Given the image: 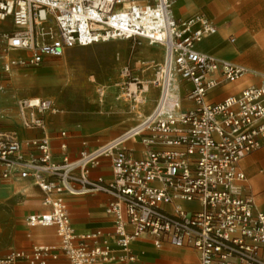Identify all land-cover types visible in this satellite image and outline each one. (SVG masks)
Segmentation results:
<instances>
[{
  "label": "built area",
  "instance_id": "obj_1",
  "mask_svg": "<svg viewBox=\"0 0 264 264\" xmlns=\"http://www.w3.org/2000/svg\"><path fill=\"white\" fill-rule=\"evenodd\" d=\"M173 3L0 0V22L11 18L14 27L0 31V71L8 77L69 49L112 40L143 39L162 50L160 61L146 65L152 71L147 83L157 93L151 111L113 140L90 149L83 141L75 158L68 155L66 131L52 136L48 130L46 118L60 113L55 100L10 95L19 125L42 135L21 141L0 130V184L30 180L39 188L50 210L25 223L55 228L57 243L10 251L0 264H49L60 256L70 264H135L133 246L141 240L156 250L191 251L194 264H264V210L255 206L240 169L245 157L264 147V76L259 85L210 101L211 93L247 70L203 51L216 26L202 14L176 17ZM132 82L119 86L120 92L148 91L138 78ZM9 116L0 109V120ZM132 140L142 147L137 155L127 148ZM103 161L110 177H93L91 170ZM92 193L110 197L105 214L112 230L77 235L64 199Z\"/></svg>",
  "mask_w": 264,
  "mask_h": 264
},
{
  "label": "crops",
  "instance_id": "obj_2",
  "mask_svg": "<svg viewBox=\"0 0 264 264\" xmlns=\"http://www.w3.org/2000/svg\"><path fill=\"white\" fill-rule=\"evenodd\" d=\"M173 13L178 18H189L198 14L208 17L216 26L217 33L201 44V49L220 59L229 61L247 70L246 74L236 83L224 86L211 93L208 99L220 102L237 93L248 85H259L264 76V0H174ZM216 37V38H215ZM215 38V39H214ZM226 38V41H225ZM233 39V43L229 40ZM26 71L18 69L14 73ZM8 84L0 76V86ZM13 89L7 87L0 91V109L13 111L11 97ZM121 92L119 91V94ZM6 95V96H3ZM155 95H157L155 91ZM9 116L0 120V130L14 132L21 141L39 137V130H26L15 119ZM49 132L56 136L60 131L67 133L66 143L68 155L72 158L84 149L83 141L88 142V149L98 146L90 143L85 137L74 134L67 129L52 126L46 118ZM15 122L18 124L15 126ZM139 146L133 149L130 146ZM52 148L59 152V141L54 139ZM127 148L138 154L142 151L138 140L127 143ZM240 169L246 176V185L252 195L255 206L264 210V147L253 151L240 162ZM93 177H110L111 170L107 162L91 170ZM68 214L77 235L97 230L110 232L112 222L106 216L105 209L110 197L103 193L66 196ZM43 193L30 180L12 179L0 184V237H6V243L0 246V256L13 250L30 252L35 245H54L57 243L55 228H29L26 217L49 212L50 208L42 204ZM137 261L135 264H194L193 252L183 249L156 250L147 241H137L134 246ZM177 250L176 252H173ZM26 264V263H21ZM49 264H70L64 256Z\"/></svg>",
  "mask_w": 264,
  "mask_h": 264
},
{
  "label": "rangeland",
  "instance_id": "obj_3",
  "mask_svg": "<svg viewBox=\"0 0 264 264\" xmlns=\"http://www.w3.org/2000/svg\"><path fill=\"white\" fill-rule=\"evenodd\" d=\"M13 29L11 18L0 22V31ZM161 59L162 50L143 39L112 40L69 49L60 58H48L40 67L10 77L0 71V76L9 81L4 85L13 89L17 99L55 100L60 113L48 116L54 128L67 129L100 145L122 136L151 111L157 95L147 83L152 71L146 70V65ZM126 70L127 78L123 76ZM133 78H138L148 91L119 94L118 87L132 84ZM131 91H135L134 86ZM11 104L13 111L8 113L15 119V100L11 99ZM130 147L139 149L136 145ZM6 241V237H0V246Z\"/></svg>",
  "mask_w": 264,
  "mask_h": 264
},
{
  "label": "bare ground",
  "instance_id": "obj_4",
  "mask_svg": "<svg viewBox=\"0 0 264 264\" xmlns=\"http://www.w3.org/2000/svg\"><path fill=\"white\" fill-rule=\"evenodd\" d=\"M132 133H134V132H132Z\"/></svg>",
  "mask_w": 264,
  "mask_h": 264
}]
</instances>
